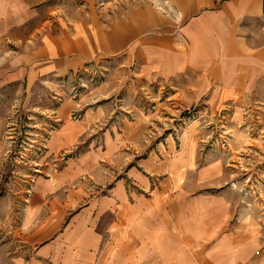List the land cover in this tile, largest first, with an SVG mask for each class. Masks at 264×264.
I'll return each mask as SVG.
<instances>
[{
  "label": "rangeland",
  "instance_id": "rangeland-1",
  "mask_svg": "<svg viewBox=\"0 0 264 264\" xmlns=\"http://www.w3.org/2000/svg\"><path fill=\"white\" fill-rule=\"evenodd\" d=\"M147 6L175 11L173 0H0V264H30L35 255L34 224L28 222L35 218L28 210L36 178L56 177L67 162L91 150H110L99 160L103 175L116 167L128 191L143 190L126 175L131 165L143 163L140 169L157 197H209L204 215L216 217L236 243L250 236L254 251H264V71L259 67L246 83L238 66L236 90L227 95L221 89L226 72L146 73L128 53H96L75 69L33 81L27 64L18 62L34 32L76 19L97 29ZM249 37L260 39L257 32ZM66 121L82 124V132L68 147L50 152L52 136ZM190 156L192 163L174 167L175 159L187 163ZM150 165L155 168L145 170ZM100 182L82 174L78 184L99 195L105 187ZM65 185L61 192L73 188Z\"/></svg>",
  "mask_w": 264,
  "mask_h": 264
},
{
  "label": "crops",
  "instance_id": "crops-1",
  "mask_svg": "<svg viewBox=\"0 0 264 264\" xmlns=\"http://www.w3.org/2000/svg\"><path fill=\"white\" fill-rule=\"evenodd\" d=\"M173 9L170 15L153 7L137 8L97 29L76 19L34 32L18 62L27 64L33 81L75 69L96 53L124 54L146 73L226 72L221 89L227 95L236 90L238 66L246 72V83L258 67L264 71V0H173ZM175 25L183 40L174 33ZM255 32L258 43L249 37ZM82 130L79 122L66 121L52 136L50 152L68 147ZM105 152L88 151L67 162L56 177L36 178L28 210L36 235L30 264H264V251H254L250 236L236 243L228 230H220L216 217L203 214L209 197H157L140 169L143 163L131 165L126 175L144 191H128L126 180L116 177V167L103 175L99 160L111 155ZM192 158L187 163L175 159L173 165L180 168ZM82 174L96 176L104 191L90 194L78 184ZM65 184L73 188L61 192Z\"/></svg>",
  "mask_w": 264,
  "mask_h": 264
}]
</instances>
